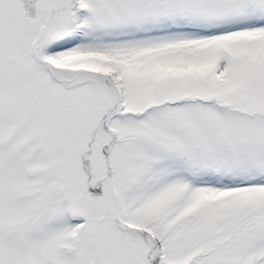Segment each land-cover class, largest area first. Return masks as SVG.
Instances as JSON below:
<instances>
[{"label": "snow or ice", "instance_id": "6c2138e0", "mask_svg": "<svg viewBox=\"0 0 264 264\" xmlns=\"http://www.w3.org/2000/svg\"><path fill=\"white\" fill-rule=\"evenodd\" d=\"M0 264H264V0H0Z\"/></svg>", "mask_w": 264, "mask_h": 264}]
</instances>
